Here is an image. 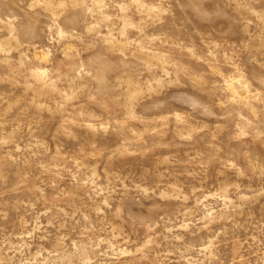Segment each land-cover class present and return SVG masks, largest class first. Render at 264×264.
<instances>
[{
	"label": "rangeland",
	"instance_id": "rangeland-1",
	"mask_svg": "<svg viewBox=\"0 0 264 264\" xmlns=\"http://www.w3.org/2000/svg\"><path fill=\"white\" fill-rule=\"evenodd\" d=\"M0 264H264V0H0Z\"/></svg>",
	"mask_w": 264,
	"mask_h": 264
}]
</instances>
